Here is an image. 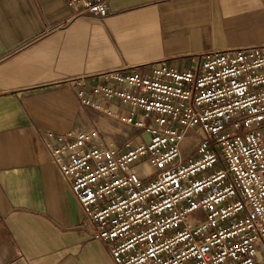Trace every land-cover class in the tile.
Here are the masks:
<instances>
[{
	"label": "built area",
	"instance_id": "2783aa9c",
	"mask_svg": "<svg viewBox=\"0 0 264 264\" xmlns=\"http://www.w3.org/2000/svg\"><path fill=\"white\" fill-rule=\"evenodd\" d=\"M65 1L74 16L110 13V0ZM92 93L125 106L109 114L149 139L98 144L97 130L81 129L45 145L80 227L115 264H264V45L208 52L185 70L116 71Z\"/></svg>",
	"mask_w": 264,
	"mask_h": 264
},
{
	"label": "crops",
	"instance_id": "0c3cea01",
	"mask_svg": "<svg viewBox=\"0 0 264 264\" xmlns=\"http://www.w3.org/2000/svg\"><path fill=\"white\" fill-rule=\"evenodd\" d=\"M262 45L264 0H110L104 21L74 16L65 0H0V264H115L80 227L82 208L45 145L51 132L81 129L97 130L98 144L137 142L144 132L109 114L127 108L92 86Z\"/></svg>",
	"mask_w": 264,
	"mask_h": 264
},
{
	"label": "rangeland",
	"instance_id": "374dc122",
	"mask_svg": "<svg viewBox=\"0 0 264 264\" xmlns=\"http://www.w3.org/2000/svg\"><path fill=\"white\" fill-rule=\"evenodd\" d=\"M192 134H196V135H201L200 133H194V132H190V135ZM144 138L149 139V135L147 133H142L141 131L138 132V134L135 137V140L137 142L142 141Z\"/></svg>",
	"mask_w": 264,
	"mask_h": 264
},
{
	"label": "bare ground",
	"instance_id": "6f19581e",
	"mask_svg": "<svg viewBox=\"0 0 264 264\" xmlns=\"http://www.w3.org/2000/svg\"><path fill=\"white\" fill-rule=\"evenodd\" d=\"M185 143V142H184ZM189 148V147H188ZM188 148H186V149H188Z\"/></svg>",
	"mask_w": 264,
	"mask_h": 264
}]
</instances>
